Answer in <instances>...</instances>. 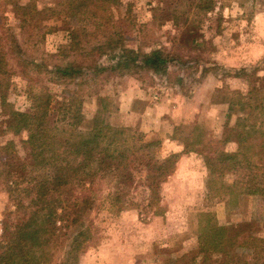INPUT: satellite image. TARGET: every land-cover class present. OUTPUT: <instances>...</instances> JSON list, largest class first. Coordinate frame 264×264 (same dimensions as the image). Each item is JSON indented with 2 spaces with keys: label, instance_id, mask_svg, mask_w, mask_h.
<instances>
[{
  "label": "trees",
  "instance_id": "trees-1",
  "mask_svg": "<svg viewBox=\"0 0 264 264\" xmlns=\"http://www.w3.org/2000/svg\"><path fill=\"white\" fill-rule=\"evenodd\" d=\"M160 2L170 3L161 20L187 26L178 36L181 49L198 51L202 14L226 9L232 0ZM189 3L196 21L171 9ZM121 5L122 0H57L41 7L38 0H0V192L9 199L0 264H80L102 212L164 217L163 185L180 158L188 156L203 159L209 198H225L235 206L240 197L255 196L258 204L255 219L237 226L220 225L212 212H200L198 249L180 255L175 264H264V236L257 233L264 224V60L213 69L199 58L178 59L146 41L131 46L129 31L115 14ZM59 17L73 20L74 27L55 53H41L52 31L48 23ZM173 63L181 70L196 64L194 69L203 71L199 84L218 75L213 103L227 107L220 138L198 124L189 135L175 129L170 140L179 142L182 152L161 157V140L108 122L113 101L98 92L97 109L87 123L85 97L104 76L167 77ZM16 77L26 81L28 111L9 101ZM228 80L247 90L227 87ZM52 84L64 88L60 97L52 93ZM230 145L236 149L229 151Z\"/></svg>",
  "mask_w": 264,
  "mask_h": 264
},
{
  "label": "rangeland",
  "instance_id": "rangeland-1",
  "mask_svg": "<svg viewBox=\"0 0 264 264\" xmlns=\"http://www.w3.org/2000/svg\"><path fill=\"white\" fill-rule=\"evenodd\" d=\"M56 1L38 0V4L46 7L55 4ZM169 6L170 3H162L160 0H122V5L115 10V14L121 21L120 24L122 23L129 31L131 41L128 44L136 46L139 42L146 41L151 43L150 45H160L173 53L175 58H199L203 65H213V69H216L215 65H251L264 60V0H232L226 9H218L208 15L202 14L200 26L202 37L199 43L203 46L198 51L181 49L180 37L187 27H183V22L177 27L172 21L164 22L160 19L161 15L170 9ZM175 7L183 11V19L198 20L195 10H190V3L174 5L171 9ZM220 14L223 15L221 23ZM74 24L73 20L64 17L51 20L48 25L52 31L40 45L41 53H55L57 48L67 41ZM189 66L190 68L185 66L188 70H181L179 64L173 63L167 77L145 73L110 74L104 76L97 85L92 82L93 85L84 102L87 123L97 109L95 93L98 92L113 101V107L107 113L108 122L114 127L136 129L144 133L147 139L161 140L162 145L159 147L161 157L171 154L168 153L167 141L173 136L175 129L181 130L183 135H189L193 125L198 124L209 131L211 136L220 138L226 122L227 107L213 103L214 89L219 84L218 75L213 74L203 84L202 82L199 84V77L202 76L200 72L203 71L200 69L196 71L194 69L197 67L196 64ZM220 73L226 74L224 70ZM178 75L184 78L182 83ZM227 83V87L233 90L237 88L244 92L247 90L246 85L237 81L228 80ZM49 86L56 97L61 96L64 89L62 86L54 84ZM136 90L139 92L135 94L137 96L135 98L132 92ZM25 91L26 81L16 77L9 101L21 111H28L31 107ZM167 98L172 103V115L179 112L177 106L181 105L182 101L200 105L201 112L195 122L187 123L183 120L177 124L176 122L167 124L165 128L163 127L160 138H150L146 131L153 125L158 126V123L147 121L145 113L149 109L156 110L155 108ZM128 100L130 104L124 109ZM211 105H218L220 113L213 114L216 109L210 107ZM228 149L233 151L236 146L230 145ZM189 157L191 159L187 161L190 164L184 166V176L179 177L178 183L171 177L163 185L166 209L164 217L151 215L140 217L137 211L123 212L118 216L102 212L96 216L95 236L86 253L92 259L88 264H175L180 255L194 253L198 249L197 216L200 212H212L218 223L223 226H237L255 219L257 197H240L238 205L235 206L230 205L225 198H209L206 185L208 173L204 161L201 157ZM8 206L7 193L0 192V235ZM257 233L264 236V224L259 225ZM175 248L180 249L179 253H174ZM163 249L173 251L162 253Z\"/></svg>",
  "mask_w": 264,
  "mask_h": 264
},
{
  "label": "crops",
  "instance_id": "crops-1",
  "mask_svg": "<svg viewBox=\"0 0 264 264\" xmlns=\"http://www.w3.org/2000/svg\"><path fill=\"white\" fill-rule=\"evenodd\" d=\"M139 91H133L132 95L136 98L137 94ZM130 100H133V98ZM130 100L126 101V105L124 106V109H127L128 105L130 104ZM179 107V115L178 113L175 115H172V103L171 101L167 98L166 100H163L161 104L155 108L156 110L149 109L146 111V117L147 121L152 120V122L158 123V126L153 125L152 128H150L148 131H146V134L150 138H160L159 135H161V131L163 127L167 126V124H171L173 122H176L175 124L181 122V121H186L187 123L189 122H195L197 120V117L199 115L200 111V105L194 104L193 102L186 101L181 103V105L177 106ZM210 107L216 109L214 110L213 114H217L219 112L218 105H211ZM175 108V107H173ZM213 110V109H211ZM191 111V112H190ZM220 113V112H219ZM153 140V139H152ZM168 145V153H176L179 154L182 152L183 146L177 142V141H167ZM191 159V157H181L176 168V173L172 176V180L177 181L180 179L179 177L184 176V166L189 165L190 163L187 161ZM186 162V163H185ZM92 261L91 257L89 254H85L81 258L80 264H88ZM94 263V262H93Z\"/></svg>",
  "mask_w": 264,
  "mask_h": 264
}]
</instances>
